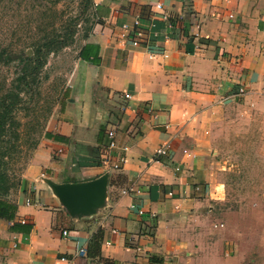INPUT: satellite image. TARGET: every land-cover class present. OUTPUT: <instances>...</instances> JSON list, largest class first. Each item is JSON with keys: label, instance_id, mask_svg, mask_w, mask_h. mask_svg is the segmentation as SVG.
<instances>
[{"label": "crops", "instance_id": "0c3cea01", "mask_svg": "<svg viewBox=\"0 0 264 264\" xmlns=\"http://www.w3.org/2000/svg\"><path fill=\"white\" fill-rule=\"evenodd\" d=\"M91 8L63 101L10 200L15 216L0 218V264H64L61 256L67 264H264V230L242 233L240 220L209 216L203 133L235 104L264 108V0H91ZM134 18L137 45L120 36ZM161 146L166 154L156 155ZM103 174V203L87 215L71 214L48 184ZM130 185L139 192L122 194Z\"/></svg>", "mask_w": 264, "mask_h": 264}, {"label": "rangeland", "instance_id": "374dc122", "mask_svg": "<svg viewBox=\"0 0 264 264\" xmlns=\"http://www.w3.org/2000/svg\"><path fill=\"white\" fill-rule=\"evenodd\" d=\"M91 0H0V95L12 88L20 58L50 42L34 85L13 110L17 125L0 138V188L13 200L53 110L63 101L75 52L92 25ZM204 171L213 192L212 219L240 220L242 233L264 230V108L235 104L217 113ZM1 191V189H0Z\"/></svg>", "mask_w": 264, "mask_h": 264}, {"label": "trees", "instance_id": "16d2710c", "mask_svg": "<svg viewBox=\"0 0 264 264\" xmlns=\"http://www.w3.org/2000/svg\"><path fill=\"white\" fill-rule=\"evenodd\" d=\"M50 42L37 44L31 56H23L20 58V67L13 78L12 88L0 95V138L6 135L7 131L17 125V120L14 119L13 110L17 103L21 101V94L30 91L34 85L37 72L42 66L44 56L50 49ZM0 60L7 62L8 53L5 50H0ZM0 191V218L11 220L15 214V204L4 198L7 188H2ZM100 231L97 230L89 239V246L96 248L100 242Z\"/></svg>", "mask_w": 264, "mask_h": 264}, {"label": "water", "instance_id": "95a60500", "mask_svg": "<svg viewBox=\"0 0 264 264\" xmlns=\"http://www.w3.org/2000/svg\"><path fill=\"white\" fill-rule=\"evenodd\" d=\"M62 205L73 215H87L103 203L106 176L100 175L87 181H48Z\"/></svg>", "mask_w": 264, "mask_h": 264}, {"label": "built area", "instance_id": "2783aa9c", "mask_svg": "<svg viewBox=\"0 0 264 264\" xmlns=\"http://www.w3.org/2000/svg\"><path fill=\"white\" fill-rule=\"evenodd\" d=\"M156 7L159 8V4H156ZM137 25H138V20L137 18H134L132 20V26L129 27L126 23H123L121 24L120 28H121V32H120V36L122 38H125V39H128L130 41L131 44L133 45H137L140 43V39L142 38L143 36V33L140 29L137 28ZM131 28V29H129ZM121 97L123 98H127V94H122ZM113 135H114V131L113 129H109L106 131V136L108 138V147H114L115 146V142H114V139H113ZM122 149H126V147H122ZM166 146H161V147H158L156 150H155V154L156 155H165L166 154ZM119 161H124V157L123 155L119 156L118 158V162ZM100 163L101 164H106L107 163V158L106 156H102L100 158ZM118 166V163H113L112 164V167L113 168H116ZM175 170L178 169V166H175L174 167ZM139 192V189L133 187V186H128L126 188H123L121 190V193L122 194H129V193H133V194H136ZM29 200L28 199H25V203H28ZM138 213L141 214L142 211L140 209H138ZM21 223H24V219H21L20 220ZM61 233L63 235H66L67 232L65 230H62ZM84 253V249L83 248H79L76 252V254L78 255H81ZM59 261L63 262L64 264H67L68 262V259L65 258L64 256H61L58 258Z\"/></svg>", "mask_w": 264, "mask_h": 264}]
</instances>
